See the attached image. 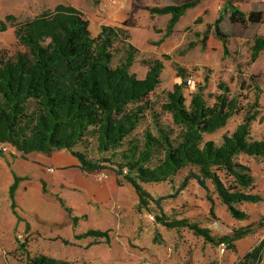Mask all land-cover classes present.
<instances>
[{
  "label": "trees",
  "instance_id": "trees-1",
  "mask_svg": "<svg viewBox=\"0 0 264 264\" xmlns=\"http://www.w3.org/2000/svg\"><path fill=\"white\" fill-rule=\"evenodd\" d=\"M164 7H145L155 16L169 15L162 44L172 36L180 19L202 0H175ZM227 0L224 7L231 24L260 23L261 12L244 13ZM143 8L132 2L128 18L120 25H102L96 37L90 32V22L79 9L70 4L59 3L24 23H17L14 15L0 20V33L15 27L18 42L25 51L13 58L2 57L0 50V144L7 143L22 154L33 152L51 156L66 150L78 158L80 170L85 175L104 172L111 168L118 183L130 184L138 196V210L153 211L155 221L169 229H188L205 243L222 244L233 249L235 242L253 234L254 225L239 228L232 235L215 236L208 227L187 218L169 219L162 207L168 197H153L143 183L172 180L182 170L192 168L184 178L179 192L196 180L207 192L211 203L210 213L215 217V203L209 193L208 181L212 182L221 202L234 219L247 220L248 214L237 208L241 203H260L263 198L253 193L255 178L250 166L237 160L239 155L264 159V138L251 135L252 122L260 111V96L247 111L243 121L230 134H224L222 142L206 140L205 135L223 129L240 108L239 97L229 96V88L220 83L223 93L216 96L210 106L204 95L205 87H199L187 105L184 88L186 82L175 84L168 93L163 109L172 115L178 131L156 124V134L147 130L143 143L129 139L150 108L149 96L160 84L164 63L160 59L147 62L144 78L131 72L137 49L127 44L125 60L113 66L115 43L130 38L128 29L136 25L133 16ZM224 13L212 24H207L198 38L205 47L210 33L222 43L223 59L230 54V35L222 28ZM198 20H201L199 18ZM201 22V21H200ZM199 40V39H198ZM192 42L189 48L198 44ZM264 51V38L255 37L251 47V61L256 62ZM246 82L241 81V88ZM256 88V87H255ZM259 90V89H258ZM256 89V91H258ZM94 140L97 159L89 156L87 146ZM128 141V143H127ZM84 147L83 150H77ZM105 154H110L105 156ZM224 172L227 181L221 176ZM15 176L10 188L12 210L15 212V192L22 180ZM46 193L47 184L41 181ZM77 227L87 215H75L73 209L58 198ZM154 206V210L152 209ZM18 221H24L21 217ZM261 224V223H260ZM26 228L29 223L25 221ZM93 238L110 243V231L89 229L75 234V239ZM157 240V236L154 241ZM64 244L73 243L63 240ZM27 240L19 241L18 249L27 253L28 264H73L68 260L45 255L31 256L26 250ZM264 238L242 259L243 264H259L263 259Z\"/></svg>",
  "mask_w": 264,
  "mask_h": 264
},
{
  "label": "rangeland",
  "instance_id": "rangeland-1",
  "mask_svg": "<svg viewBox=\"0 0 264 264\" xmlns=\"http://www.w3.org/2000/svg\"><path fill=\"white\" fill-rule=\"evenodd\" d=\"M132 2L136 8L144 9H140L133 16L136 25L128 29L130 38L115 43L112 65L115 67L125 60L127 44L131 43L138 50L131 72L138 78L145 77L149 68L147 62L155 59L163 61L164 70L159 86L149 96L150 108L129 139L143 143L147 130L156 134L157 123L178 131L172 115L163 109V105L174 85L187 83L188 78H192L193 84L191 87L186 84L184 88L187 105L198 88L205 87V99L212 106L216 96L223 93L219 88L220 83H225L229 88L230 97H239V111L229 119L223 129L205 135L206 140H214L220 144L223 135L232 133L243 121L247 111L254 105L256 95L260 96L257 108L260 114L252 122L251 135L254 139L264 138V55L258 63L251 61V47L257 31L254 26L231 24L222 0H217L215 6L210 9H201L203 2L198 10H189L177 24L172 36L166 38L162 44L158 42L165 35L170 16L153 17L145 7H164L179 1L0 0V20L11 14L17 18V23H24L44 12L54 10L59 3H65L82 11L84 17L91 21L89 29L92 36L96 37L102 25H120L127 18L126 15L121 16L122 8L128 13ZM196 10L199 11L198 14ZM220 13H224L225 17L222 28L230 35V54L225 59L222 43L213 31L205 47L197 36V33L202 35L207 24L214 23ZM199 18L201 20H198ZM197 40L198 44L190 49V43ZM0 50L5 58H13L25 51V47L15 36L14 26L0 33ZM242 80L246 82L245 88H241ZM83 149L84 147L77 148ZM86 149L90 157L97 159L100 156L96 152L94 140L90 141ZM108 155L110 154H105L107 157ZM237 160L250 166L255 178L252 192L260 194L263 198L257 204L237 205V208L248 214L247 220L240 221L231 216L210 181L207 185L215 203V217L210 213L211 203L207 199V192L196 180H191L188 187L179 192L184 178L190 170L196 171L195 169L186 168L172 180L143 183L145 190L153 197L169 196L162 202L169 219L187 218L198 222L203 227H209L216 237L232 235L239 228L254 225L253 234L235 242L233 249L225 244L215 246L205 243L202 237L185 228H166L155 221L153 211L139 212L138 196L134 188L125 181L120 185L111 168L101 173L85 175L80 169L68 166L54 169L53 172L48 170L51 176L47 174V191L59 192L64 201L72 207L74 214L87 215V218L79 223L80 232L89 229L109 230L111 241L107 243L104 240L94 241L87 238L81 240L78 246H72L59 240L32 236L33 233L30 236V244H27V252L32 256L45 255L69 260L73 264H243L244 255L264 238V159L242 154ZM30 169L35 172L33 166ZM62 176L65 181L60 179ZM221 176L224 181L228 180L224 172H221ZM87 182L91 183L95 190L85 185ZM100 185H106V191L101 192V188H98ZM38 204L41 205L39 202ZM48 204L45 212L54 219H60L59 203ZM152 209H155L154 206ZM66 223L70 221L66 219L64 224ZM60 232L63 236L72 235V225H65ZM19 234L18 239L24 241L26 234ZM156 236L157 240L154 241ZM263 261L260 264H264ZM0 264H28L27 253L7 251L0 257Z\"/></svg>",
  "mask_w": 264,
  "mask_h": 264
},
{
  "label": "crops",
  "instance_id": "crops-1",
  "mask_svg": "<svg viewBox=\"0 0 264 264\" xmlns=\"http://www.w3.org/2000/svg\"><path fill=\"white\" fill-rule=\"evenodd\" d=\"M234 1H235L234 6L246 14L251 12L262 13V21L260 23H255V24L248 23L247 25L254 26V28L257 31V36L264 38V0H234ZM203 2L204 5H202L201 9H206V8L210 9L215 6L217 0H202L196 8L190 10H195L201 7V4ZM222 2L224 4V7L228 6L227 0H222ZM128 14L129 11L128 13H126L125 8H122L121 16L126 15L128 18ZM263 55H264V51L260 53L258 59L256 60V63L261 61V57ZM79 165L80 162L78 158L74 157L73 155L70 154V152L66 150L58 151L51 156L38 152H33L24 155L21 152L17 151L16 149H13L8 153L0 152V257L4 256L7 253V251H14V250L20 251L18 249V243L20 240L17 237V235L20 232L26 234V237L24 239V241L27 240L26 248H28L27 244H30L31 241L30 236L33 233L34 234L32 236L36 235L40 237H46L47 239L59 240L63 244H64L63 240L70 241L73 243L72 246H78L81 240L87 239V238H83L80 240L75 239V234H82L85 233L86 231L80 232L78 230L79 224L77 225V227L73 226L72 221L68 216V213L63 209L58 199L61 198L64 201V198L60 196L59 192L51 193L48 191L45 193L43 191V185L41 183V181L43 180L47 184V180H48L47 174L49 175L48 169L50 168L63 169L65 167L70 166L80 169ZM31 166L35 168V172L31 171L30 169ZM15 176L22 178L25 177L29 178L22 180L19 183L18 188L15 192V205H16L15 212L19 217L24 219V221L21 222L18 221L17 215L12 210V200L10 198V188L15 182ZM60 179H62V181H65L64 176H62ZM85 185H87L89 188H93L92 187L93 185H91V183L88 184L87 182ZM98 188H101V192L106 191V185H100ZM93 190L95 189L93 188ZM38 202L41 203V205H39ZM55 202L59 203V206L62 209V210L58 209L59 211L57 210L58 213H60L61 216L60 219H54L45 212L46 207L49 205L48 203L53 204ZM64 202L66 203V201ZM66 205L69 206L67 203ZM78 216H83V215H78ZM66 219H68L70 223L64 224ZM25 221L29 223L30 225L29 229L26 228ZM69 224L72 225L73 233L70 236H65V235L63 236L62 233L60 232V229H62L65 225H69ZM30 255L32 256L31 253Z\"/></svg>",
  "mask_w": 264,
  "mask_h": 264
},
{
  "label": "built area",
  "instance_id": "built-area-1",
  "mask_svg": "<svg viewBox=\"0 0 264 264\" xmlns=\"http://www.w3.org/2000/svg\"><path fill=\"white\" fill-rule=\"evenodd\" d=\"M110 1L115 2V0H110ZM192 84H193L192 78H188L187 85L191 87ZM13 149L14 148H12V146L10 144H7V143L0 144V152L1 153H8V152L12 151ZM48 170L51 171V172H53L54 171V168H50Z\"/></svg>",
  "mask_w": 264,
  "mask_h": 264
}]
</instances>
